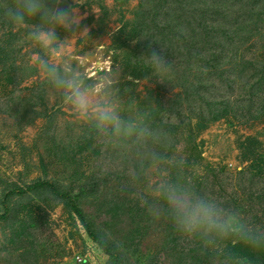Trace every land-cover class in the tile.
<instances>
[{
    "label": "rangeland",
    "instance_id": "rangeland-1",
    "mask_svg": "<svg viewBox=\"0 0 264 264\" xmlns=\"http://www.w3.org/2000/svg\"><path fill=\"white\" fill-rule=\"evenodd\" d=\"M65 3L80 25L60 34L62 58L89 82L112 81L135 128L114 136L78 120L38 69L33 22L0 13V264H111L73 205L121 264H264V90L250 91L264 71V0H212L213 11L207 0ZM202 28L207 41L224 34V49L205 52L219 64L196 59ZM153 51L169 63L162 78ZM39 181L73 204L50 190L11 194ZM162 183L212 201L230 227L184 236L167 212L154 218Z\"/></svg>",
    "mask_w": 264,
    "mask_h": 264
},
{
    "label": "clouds",
    "instance_id": "clouds-1",
    "mask_svg": "<svg viewBox=\"0 0 264 264\" xmlns=\"http://www.w3.org/2000/svg\"><path fill=\"white\" fill-rule=\"evenodd\" d=\"M0 13L13 27L33 22L27 30V39L43 53L37 61L38 69L46 84L55 90L78 120L104 134H133L135 126L126 121L117 108L118 89L114 83L89 82L83 73L70 68L67 60L62 58L65 41L61 40L60 34L78 33L80 25V17L72 5L66 4L65 0H15L0 4ZM146 58L158 77L162 78L170 71L169 63L155 51ZM156 193L158 203L148 211L156 219L162 212H167L172 227L184 236L205 231L221 233L230 227L221 209L194 191L162 183L157 186ZM245 243L251 245L254 241L249 239Z\"/></svg>",
    "mask_w": 264,
    "mask_h": 264
},
{
    "label": "trees",
    "instance_id": "trees-1",
    "mask_svg": "<svg viewBox=\"0 0 264 264\" xmlns=\"http://www.w3.org/2000/svg\"><path fill=\"white\" fill-rule=\"evenodd\" d=\"M208 1L210 2V4L212 3V0H207V3H208ZM158 2H160V1H158ZM216 3H217L216 5H219V2H216ZM211 6L212 7H210V5H209V8H210L211 11H213V8H214L215 5H213V3H212ZM204 13H202V15L200 17L205 19L206 18V15L208 14V11L205 10ZM212 13L214 14L215 12H212ZM195 22H197V21H195ZM206 22H207V20H206ZM206 22L204 21L203 23L205 24ZM189 23L192 24L191 21H189ZM255 25H256L255 24V21H253L252 26H255ZM207 26H208V30L209 29L210 30L212 29L208 24H207ZM217 29L218 28H216V30ZM202 30L205 33L207 31V30H204L203 28H202ZM181 31H182V29H181ZM209 33L210 32L208 31V33H206L205 39H202V44H204V47H202V49H200V47H197V50H195L194 53L197 56L196 59H200L201 61H203L205 59V57H207L208 59H212L210 57V56H212L215 59L214 61H216V63L219 64L220 63L219 60H221V59L219 57H217L216 54H214V52H210L208 55L205 54V52L208 51L211 46L212 47L213 46H218L217 48H215V50H217V49H219V46L221 44L223 45V49H224V34L220 35L217 31H215V35H214V37L212 36V40L210 39V40L207 41L206 38H208ZM220 37H221V40L219 41ZM215 42H217V43L215 44ZM222 45L220 47H222ZM211 63L212 62H207L205 65H209ZM217 68H218V66H217ZM258 77L259 78L257 80H255V83L252 84V86H250V91H252V93H253V90L252 89L259 90L260 89V86L264 90V71L263 70L259 73V76ZM260 110L262 111V113H264V97L262 98V101L260 102ZM182 181L186 184V181L183 178H182ZM186 186H188V184H186ZM40 189L50 190V192H51L52 195H58L57 198L59 197V199L62 200V201L63 200H67L68 202H72L74 200L72 196L67 195V194H65L63 192H59L57 190V188H56V186H55L54 183L46 182V181H39L37 183H34L33 185L28 186L25 190H23V189H16L15 191L11 192V194L23 195V194H25L27 192H31V191L36 192L37 190H40ZM253 189L254 190H258L257 188H253ZM251 192H253V191H251ZM262 194L263 193L258 194L260 198L262 196L264 197V194L263 195ZM72 204H73V202H72ZM73 208H75L74 211L77 214V216L80 217V219H81L84 227L86 228V231H87L89 237L110 258V263L111 264H121V255L119 254V250H117L116 248H113V246H110L106 241L101 240L100 238H98L97 235L94 234L93 231L91 230V228L89 227V225H88L89 223L84 218V215L82 214V212L78 208H76L75 205H73ZM7 215H8L7 213L4 214V215H0V219L6 218ZM112 248H113V250H112Z\"/></svg>",
    "mask_w": 264,
    "mask_h": 264
}]
</instances>
